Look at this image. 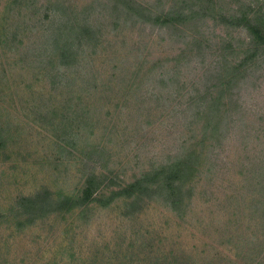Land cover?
Returning <instances> with one entry per match:
<instances>
[{
    "label": "rangeland",
    "instance_id": "374dc122",
    "mask_svg": "<svg viewBox=\"0 0 264 264\" xmlns=\"http://www.w3.org/2000/svg\"><path fill=\"white\" fill-rule=\"evenodd\" d=\"M125 1L0 0V264H245L264 247V49L235 68L254 49L246 29H168ZM249 5L264 0H202L213 16ZM176 162L185 214L160 182L132 215L110 198ZM44 190L58 209L18 211Z\"/></svg>",
    "mask_w": 264,
    "mask_h": 264
},
{
    "label": "trees",
    "instance_id": "16d2710c",
    "mask_svg": "<svg viewBox=\"0 0 264 264\" xmlns=\"http://www.w3.org/2000/svg\"><path fill=\"white\" fill-rule=\"evenodd\" d=\"M125 2L127 7L129 8L130 14H134L142 21L152 22L154 25L165 27L168 29H174L177 31H184L185 28L189 27H193L195 29L197 27H200L202 23L205 22L208 18L215 20L216 23L221 22L225 25L246 29L251 38L250 43L253 45L254 49L249 54H247L246 57L241 61V63L237 64L235 68H240V64L244 65L247 60H249L252 56L255 57L258 52L264 49V6H258V8H255V10L251 9V5L244 9L233 8L232 12L230 10L223 15H220L221 13H217L213 16L209 15L206 9L202 8V0H199L200 8L194 7V5L187 6L173 4L168 9L163 11H156L147 6L136 4L130 0ZM68 48L65 47L62 50L60 49V53L62 57H64V59H66V57L69 55L75 54L70 45L68 46ZM180 164V162H176L173 166L170 165L165 169L157 171L154 174L157 178V180L155 181L149 178V175H151V173H147L143 178L137 180L130 188L115 191L110 198H115L117 195L122 194L130 199L131 201L128 204L130 209L126 214L132 215L137 211L138 208L141 207L143 200L146 197H153V192L155 190L153 189L152 185L156 184V182H160L156 186L158 188L157 193L161 195L164 194V196H166L165 202L168 203L173 211L178 212V214H185L189 206L186 199L192 198L194 196V193L192 189H184L183 184L177 182L179 180V173L181 172V169L179 167ZM95 181L96 177L90 174L86 180L85 187L82 190L81 196L77 198L80 202V205H85L87 202L94 198L93 194L95 190L98 189ZM54 206L56 207L57 205L51 198V193L48 190H44L32 196L27 195L25 197H21L19 200L18 211H29V213L37 217V214H39V211L41 210H48L52 212L58 209ZM261 232L264 234V231ZM248 242L249 244L250 242H254V238L252 239L250 237ZM251 246L253 248L255 247L254 245ZM253 248L251 249V251H258L256 248ZM245 252L241 251L238 254V257H240V259L245 264H251L253 262H256V264H264V247L263 249H261V253H259L258 255H252V257L250 253ZM184 256L188 257L184 254L183 256H178L177 258H184ZM218 258H221V256H218ZM194 261L197 263L196 260ZM195 262L189 261L187 264H195ZM227 263L235 264L234 261L232 262L229 259ZM149 264H155L153 258L149 261ZM178 264L182 263L178 261ZM204 264H221V260L217 259L214 261V259H212L209 262L207 261V263L205 262Z\"/></svg>",
    "mask_w": 264,
    "mask_h": 264
}]
</instances>
